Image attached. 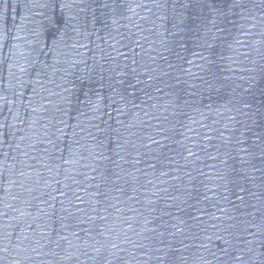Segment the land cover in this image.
<instances>
[{
  "label": "water",
  "instance_id": "obj_1",
  "mask_svg": "<svg viewBox=\"0 0 264 264\" xmlns=\"http://www.w3.org/2000/svg\"><path fill=\"white\" fill-rule=\"evenodd\" d=\"M0 264H264V0H0Z\"/></svg>",
  "mask_w": 264,
  "mask_h": 264
}]
</instances>
